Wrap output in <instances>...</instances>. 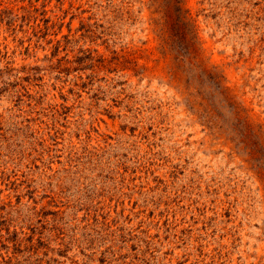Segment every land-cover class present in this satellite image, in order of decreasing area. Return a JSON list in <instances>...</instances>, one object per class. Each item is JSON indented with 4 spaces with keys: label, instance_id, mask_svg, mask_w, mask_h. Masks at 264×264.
<instances>
[{
    "label": "rangeland",
    "instance_id": "obj_1",
    "mask_svg": "<svg viewBox=\"0 0 264 264\" xmlns=\"http://www.w3.org/2000/svg\"><path fill=\"white\" fill-rule=\"evenodd\" d=\"M175 4L0 0V264H264V0H183L218 113Z\"/></svg>",
    "mask_w": 264,
    "mask_h": 264
},
{
    "label": "trees",
    "instance_id": "obj_2",
    "mask_svg": "<svg viewBox=\"0 0 264 264\" xmlns=\"http://www.w3.org/2000/svg\"><path fill=\"white\" fill-rule=\"evenodd\" d=\"M175 11L177 13L175 33L171 41L170 48L176 54V60L188 65L186 70L195 72L198 81L197 94L208 106L209 112L218 113L221 103L235 107V102L229 94L228 89L223 85V76L218 69L213 66L207 68L199 57L200 39L198 36L195 21L189 11L184 9L183 0H174ZM233 139L238 145H245L254 162L258 166H264V128L248 123L243 118L241 112L236 113L234 121Z\"/></svg>",
    "mask_w": 264,
    "mask_h": 264
}]
</instances>
